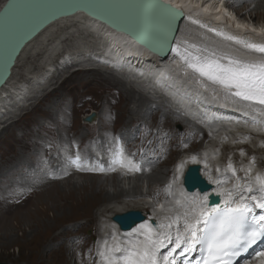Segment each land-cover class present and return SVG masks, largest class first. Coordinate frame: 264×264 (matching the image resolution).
Returning <instances> with one entry per match:
<instances>
[{
  "label": "bare ground",
  "instance_id": "1",
  "mask_svg": "<svg viewBox=\"0 0 264 264\" xmlns=\"http://www.w3.org/2000/svg\"><path fill=\"white\" fill-rule=\"evenodd\" d=\"M5 1L6 0H0V8L5 3ZM163 1L172 4L173 6L181 9V11L183 12V18L180 20L179 27L177 30V36L174 40L175 42L174 45H178L182 51L186 49L188 52L195 51L197 54L202 53L205 56L209 55L208 52H210L211 56L218 58L219 61L227 62V63H228V58L230 57L239 59L241 61H246V62H264V53L256 52L253 49L246 48L241 43H237L234 40H229L226 38V36L230 35V36L237 37L239 40L246 41L249 43L264 44V26L254 24V20H256L259 17L260 13L258 14V12L259 11L264 12V0H255L254 2L255 4H253L254 5L253 8H249L243 4L245 3L248 5L250 4V2L254 0H231L229 1L230 6L233 7V9L237 11V14L239 16L236 15V13H234L235 10H232L233 12L232 14H230V11H228L225 7H222L221 0H163ZM244 7L245 9H243ZM245 13L249 15V18L245 19L242 16ZM75 23L78 24V27H79L78 31L83 30V33L88 36V39H90V40H87L86 46H84L79 53L81 54L80 56L81 58H83V56H86V55L89 57L91 56L94 59L97 58L99 59V62H102L103 64L104 63L108 64V66L111 69H116L119 71L126 70V73L128 76L132 75V76L138 77L140 80L143 79L142 83L147 84L149 86V89H151L150 91H154L157 94H159L158 97H164V100L166 103L167 101L172 102V104H174L175 106L174 107L175 109L178 107L181 108L180 110H183L185 113L188 114V116L195 118L203 123L209 124L210 126L209 129L213 131L214 133H219L221 134V136H224V137L226 136L227 139L232 140L230 144V148L232 147V148H236L237 150H241L239 147L241 146L245 147L247 145V144H244L245 139L246 141L248 139L252 140L253 137H250V136H255V137L258 136V138L264 137V106L263 105L253 104L251 102H246L244 100H241L238 97L232 96L221 85L214 84L211 81L204 80L201 77L188 72L181 66L180 61L175 60V57H174L175 53L173 54V51L171 52V56L160 59L156 57L155 55L151 54L150 52L142 49L140 46L135 44L126 35L121 34L119 32L117 33L111 30L106 25L101 24L97 22L96 20L87 17L86 15L80 12L68 18H63L61 20H58L52 23L51 25L43 29L33 40H31L24 47V49L22 50V52L20 53L19 57L16 60L14 68L12 69L10 79H8V81L5 83V86L2 87L0 90V118L1 117L5 118L9 116L10 114H12V110H14L15 108L17 109V106H19L21 102H23L24 100L27 99V97L29 98L31 94H33L34 91L32 90L36 88H40L39 83L44 82V80H46L45 79L46 73H45L43 75H40L39 77H34L33 84H30V85L28 84V81H25V80L21 82L18 81L17 83L16 82L12 83V80L14 79V69L18 66L21 60V57L23 56L25 51L30 47L32 48L31 49L32 51L36 52V54H40L38 52H41V51L42 52L49 51L48 40L50 38L57 40L58 38H64L65 36L71 37L72 35H74L72 31L75 29ZM69 56L66 59H71V56L70 58ZM73 56L74 55H72V57ZM177 56L178 55H176V57ZM76 59L78 60L80 58L76 57ZM111 81H113V83L123 88V91L125 93V99H127L129 102H132V103L134 102L135 104L138 103V105L140 106L145 105V102L140 96V94H137V98H136L135 97L136 93L132 89H130V87L127 88L125 84L122 81H120L118 78L114 77L111 79ZM27 94L29 96H26ZM154 97L156 98V96ZM145 98L148 99L147 96H145ZM144 107H145V110H147L146 106ZM146 113L140 112V114H137V115H140L143 118H145L147 115ZM134 118L135 117H133V115L132 117L128 118L129 121H131V124L132 122L133 124H135L136 121H134ZM174 118L177 122H180V120H178V116L175 115ZM136 124H140L141 126L143 125L137 122ZM244 125H247L248 131L250 130L252 132H240L239 126H244ZM184 127L186 131L189 130L188 133H189V136L191 137V139L189 140L190 141L189 146L191 147V149L195 150L197 148H201V143H199L197 135L194 132L190 131L191 130L190 125L185 124ZM196 129L200 133L198 126H196ZM164 130L165 129L163 127L157 126L156 132L152 133V137L154 136V134L155 136L157 135V137L155 138L153 137L154 147H152V149L164 148L163 155H161V151L159 152V159L157 161V164L162 163L170 154L174 156L179 154L182 148L181 143H178L177 140H175L171 136L166 135V133L165 134L157 133V132H163ZM259 135L262 137H259ZM126 136H128V134ZM164 136L166 138L165 141L161 140V138ZM168 137H171V138L169 139ZM30 140H32L31 143L33 145V150H31L32 152H30L31 154H28V158L30 159L29 160L30 162L28 161L27 158H26L27 159L26 161L20 158L23 161V163L19 165V167L21 168L26 166V168L23 170V172L25 173V175L23 176L24 183L26 182L25 177L28 175L29 172H31L30 170H26V169H30V167L35 166L39 162L40 156L38 155V153L43 154L44 149L46 148V143L54 142L53 136L51 134L48 135V137L45 139L39 135L38 137L34 139H30ZM101 141L102 140H99V142ZM262 142L263 141H261L260 143ZM102 143H100V145H102ZM20 144L23 145L22 143ZM103 146H105V144ZM18 147L19 148L17 149L20 151H17V152L22 153L23 149H20L21 146H18ZM214 147L218 148L220 146H214ZM210 149L214 151L213 147H211ZM33 156L36 157V160L35 159L31 160ZM203 160H204L203 156L201 159L200 157H197L195 162L191 159V157L182 156L180 158L179 165L173 168L175 179H174V184L172 188L173 192H172V195L170 196L171 200H169L167 203V205H169V208L170 206L174 208L177 206H180L181 207L180 209L184 210V214H185L186 212L190 211L192 207L191 201L193 199L202 200V198L206 195V193L201 194L198 192L189 194V193L184 192V190L181 187L182 176H183L184 171L188 168V166L192 164H199L201 166L200 167L198 165L200 169L202 168L203 171L209 172V169L204 168L205 164H203L204 163ZM57 161H58V158H51V163H48L47 165H44L41 168L45 170L53 169L54 164L58 165ZM246 164H244L245 167H246ZM181 165L182 167H179V170H178V166H181ZM21 168H18V169L20 170ZM7 169H8V165H7ZM11 171L12 170H9L8 172H6V174L2 172L1 178L2 179L5 178L3 181L5 182L10 181L12 184L13 183L12 180L14 179V176L16 177L17 173L15 170H14L15 172L13 171L14 173H12ZM149 173L150 174L148 176H144V174H141L139 176L137 175L132 176L131 178L126 177L125 181L128 182L127 183L128 187H130L129 185L131 183V187L128 189H125L121 186V183L124 178L123 176L121 177L118 174L102 176V175H95L92 172L82 171V172L75 174L77 175V178L79 181L74 179V173L68 174L63 179L47 180L46 178H43L41 179V182L44 183V185L45 184H48V185L46 186L43 185V188L41 187L42 189H45L46 187L48 189V188H51L52 186H57V187L60 186L62 188V189L61 188L59 189L60 193H58L60 195L61 203H58L53 198L52 192L50 193L44 192L41 195V200H43L44 198H49L50 203L47 205V208L53 211L52 212L53 218H56V219H58L60 216H63L64 214H67V211L69 212L75 209L80 210V208L90 209L99 204H104V205L109 204L110 206V204L112 203L113 206L111 208L108 209L106 207L104 209V213H111V214L108 216V219H106L107 222H106L105 229H103V231L106 230L105 233H108L110 237L112 236L114 244H116V241L118 240L117 237H119L121 241L125 242V245L122 246L123 249L131 248L133 245L144 240V233L149 228L153 230V235H155L156 232L163 231L160 229L158 223H156V228L151 226L150 221H149L150 216H148L145 221L137 224L138 226H136L135 228H133L130 232H127L126 234L122 232H118L117 228L112 223V217L115 215L122 214L130 210H133V211L142 210L145 213L146 210L150 209L152 205L154 204L155 206H157L155 208V212L161 211L160 203H154L153 201L146 203L147 201H144L145 203L140 204V201L139 203L132 202L133 200L131 201V199L138 198V197H145L148 194H150V192L148 191H147L148 193L144 194L142 192L143 190L141 191L139 189L138 181L140 180L146 181L145 183L147 184L148 189L153 188L156 185L157 186L156 189L157 190L160 189L158 193H160V191L162 190L161 187L163 186L164 183H166V182L164 183L162 182V181H165L164 177L166 175V171H162L161 169H156ZM84 174H87V175H84ZM250 174L251 175L253 174L254 177L259 175L258 172L254 173L252 168L250 169ZM8 176H9V179H7ZM254 177H253L254 181H252V178H250L251 181L249 183L242 182L243 185L245 184L243 187L244 188L251 187L254 190L258 191L259 185L256 184ZM214 178L213 177L212 179L211 177L209 178L210 179L209 182L211 181L214 186L212 187V192L227 193L231 191L233 195V191L230 189V187H227V186L235 187V185H229L228 183L224 182L227 185L224 187V185H220L219 182H215L217 180L219 181V178L216 180H214ZM18 183L19 182H14V184H18ZM30 183L31 182L29 179L26 182V187L24 189V190L28 189L27 193L28 191L31 193L33 192L35 188L38 189L39 187V185L31 187ZM22 185H24L23 182L21 183L19 188L23 191V187H21ZM107 185L113 188V192L109 193V191L107 190ZM63 186L67 187L66 189L67 191H64V192L62 191L64 189ZM15 189H13L12 192H15ZM19 193L20 192H18V194ZM24 193L26 192H23L22 194ZM151 193H153V190ZM261 195H264V193H262ZM11 196H12L11 192L8 190H6L4 194L2 193L0 195V203L1 205H3L4 208L13 209L14 207H19L20 205L24 203L22 199H18L19 197L12 198ZM239 196L240 195L236 196L233 199V202L238 201ZM260 196H258V198ZM244 197L247 201L248 198L245 195ZM187 199L189 200L188 202L186 201ZM224 199H227V195H223V200ZM186 203H187V206L189 204V208L187 210H185ZM167 205L165 204V206ZM233 205H235V203H233ZM7 215L8 214H6V216ZM46 215L41 210H38V209H34L33 212L29 213V236L28 237H29V242L31 245L29 249V257H30L28 258L29 262L31 264H70L68 260L65 261L63 259L64 258L62 256L63 249L55 248V246L54 247L52 246L53 244H55L53 241L56 237L62 238L64 236V233H65L64 231L61 230L60 233L53 234V235H56L55 237L52 235L51 236L47 235L43 243H39V246L36 244L38 240L40 241L39 238H41L40 236H42L43 227L44 229H46V231L50 229L49 227L51 226V223H49V219L46 217ZM144 216L146 217V215ZM186 219L192 222L191 216L186 217ZM183 227H181V225H178V224H176L174 227H171L170 231H171V234H172L171 236L173 237V239H175L177 229H180L182 231ZM198 227L200 226L198 225ZM201 227H202V224H201ZM3 235L7 236L8 235L7 231L4 230ZM104 236H106V234H104ZM34 240H36L35 245H33ZM108 242L110 243V241ZM67 244L70 245L69 243ZM103 246H105V244H103ZM2 247L3 246L0 244V248ZM162 251L164 250L161 249V253ZM103 252H106V250H104ZM124 255H126V253H124ZM255 264H264V260L262 259V257H258L257 260L255 261Z\"/></svg>",
  "mask_w": 264,
  "mask_h": 264
},
{
  "label": "rangeland",
  "instance_id": "2",
  "mask_svg": "<svg viewBox=\"0 0 264 264\" xmlns=\"http://www.w3.org/2000/svg\"><path fill=\"white\" fill-rule=\"evenodd\" d=\"M254 2L255 0L250 2V4L248 5L245 3L243 5L249 8H253L254 7L253 4H255ZM243 9H245V7ZM258 14L259 17L256 20H254V24L264 26V12L259 11ZM242 16L245 19L249 18V15H247L246 13L243 14ZM78 28H79L78 24L75 23V29L72 31L74 35H72L71 37L65 36L64 38H58L57 40L50 38L48 40L49 51H44V52L41 51L38 52L40 54H36L35 51L31 50L32 49L31 47L28 48L21 57L18 66L14 69V79L12 80V83L14 82L17 83L18 81L21 82L25 80L28 81V84L30 85L33 84L34 77H39L40 75H43L45 73H46L45 74L46 80H44V82L39 83L40 88H36L32 90L34 91L33 94H31L29 98L27 97L26 100L21 102V105L19 104L20 107L18 106L17 109L15 108L14 109L15 111L12 110V114H10L5 118L7 120L0 119V169H1L0 178L2 172L6 174V172L12 170L11 171L12 173H14L15 171L17 173L16 177L14 176V179L12 181H16L18 178L24 179L20 171H17V168H21L19 167V165L23 163L22 160L24 161H26L27 159L28 161L30 160L28 158V154H31L30 152H32L31 150H33V145L31 143L32 140L30 139H34L39 135L44 139L47 138L48 135L50 134L53 136L54 142L46 143L47 149L46 148L44 149L43 154L38 153V155L41 156L42 158L46 156L47 159H49L50 157L56 155V150L59 148L60 145L69 143L74 139H75L74 141L78 142L77 143L78 151L83 153L88 149L90 150L94 147H100L98 144L99 140H102V142L111 141L113 140L114 134H119L121 136L122 135L126 136L128 134L129 137L128 136L125 137L127 141V143L125 142L126 146L128 147L130 153L132 154L135 153V155H137L138 157H142L141 158L143 163L142 167L144 168V172L142 174H144V176H148L150 174L149 172H152L153 170L156 169H161L162 171H166V175L164 177L165 181H162L163 183L164 182L166 183H164L163 186L161 187L162 190L160 191V193H158L160 189L157 190L156 185L153 188L148 189L147 184L145 183L146 181L140 180L138 181L139 189L141 191L143 190L142 192L144 194L148 192H150V194H148L145 197H138L131 199V201L133 200L132 202L139 203L140 201V204L145 203L144 201H147L146 203H149L150 201H153L154 203H160L161 211L155 212V208L157 207L155 206V204L152 205L151 207L152 209L150 208L146 210L145 213L142 210H134V211H140L144 215H146V217L150 216L149 219L151 218L155 219L156 223H158L159 226L171 225V227H174L176 224H178L181 225V227H183L186 219L184 210H181L180 206H177L175 208L170 206L169 208V205H167L168 188L170 185L174 184V179H175L173 168L179 165V161L182 156L191 157V158L195 156L196 158L200 157V159L203 156L204 157L203 164H205L204 168L209 169L208 172V171H203L201 168V173L204 178L206 177L205 179L210 180L209 179L210 177L211 179L212 177L213 178L215 177L214 180L218 178L220 180V178H222L225 181V183H228L229 185H235V187L238 186L243 187L245 184L243 185L241 181H245L246 179L245 177L249 178V180L246 179L248 182L251 181L250 178H252V181H254L253 174L252 175L250 174L251 168L253 169L254 173L258 172L259 175L260 174L264 175V144H263L264 137L260 135L259 137L262 138H258V136L257 137L250 136L253 137L252 140L248 139L249 141L248 140L246 141L245 139L244 144L247 145L245 147L241 146L239 147L241 150H237L236 148H232V147L230 148V144L232 140L227 139L226 136L224 137L221 136V134L219 133H215L213 137L211 136L209 138L207 132L199 129L200 130L199 133L196 127L194 128L190 125V129H191L190 131L194 132L197 135L199 143H201V148L192 150L191 147L189 146L190 145L189 140L191 139L188 133L189 130L186 131L184 127V125L187 123L184 122V120H183L184 125L181 122H177L174 118L175 114L170 110H168L169 107L174 108L175 107L174 104H172V102L169 101H167L166 103L163 98L158 97L159 94H157L154 91H150L151 89H149V86L147 84L142 83L143 79L140 80L138 77L132 75L128 76L126 70L119 71L114 69L115 71L118 72V75L121 78L115 77L113 73L107 72L103 69H95V68L79 70L74 72L66 70L56 75L55 74L56 64L62 66L63 64L66 63L68 65L69 63H71V61L77 60L76 57L81 58L80 57L81 54L79 53L81 49L84 46H86L87 40H90L88 39V36L83 33V30L78 31ZM69 55L71 56V59H66ZM72 55L74 56L72 57ZM59 60L60 62H58ZM94 60L97 63L99 62V59L97 58H95ZM99 63L105 67H109L108 64L106 63L104 64L102 62ZM114 77L122 81L127 88L130 87V89H132L136 93L135 94L136 98H137V94H140V96L145 102L144 106H146L147 110H145L144 106H140L138 105V103L135 104L134 102L133 103L129 102L127 99H125V93L123 91V88L113 83V81H111V79ZM126 79H128L129 84L125 82ZM137 88L145 92L146 95L143 93L145 96L149 95L150 97H148V99L150 101L147 98H145L142 92H140ZM26 96L29 95L27 94ZM154 96H156V98ZM155 99L158 100L156 101ZM154 101H156L157 103ZM92 110L94 111V113L90 112ZM140 112L141 113L147 112L146 117L143 118L142 116L137 115L140 114ZM86 114L90 117L94 115L95 117L92 118L91 122L96 121V124L92 126L85 125V122H83L81 117ZM132 115L133 117H135L134 121H136L137 123H141L143 125L141 126L140 124H136V122L135 124H133V122L131 124V121H129L128 118L132 117ZM157 126H161L165 129L163 132H157V133L159 134L166 133V135L171 136L172 138L177 140L178 143H181L182 145L179 154L175 156L170 154L160 164H157V161L159 159V152L161 151V155H163L164 148L152 149V147H154L153 137L154 138L157 137V135L155 136V134L152 137V133L156 132ZM247 127H248L247 125L239 126L240 132H252L250 130L248 131ZM24 132H27L26 134L27 136L23 135ZM66 133L68 136L66 135ZM210 135H213V133L210 132ZM171 137L168 138L170 139ZM165 139H166L165 136L161 138V140L164 141ZM261 141L263 142L260 143ZM19 142L22 143L23 145H21ZM17 145L21 146L20 149H23L22 152L23 154L17 152L20 151L17 149L19 148ZM214 146H220V147L215 148ZM211 147H213L215 153L214 151H212V149H210ZM203 149L205 150L202 152ZM185 153H189V154L192 153L195 155L190 156V155H186ZM20 158H22V160ZM32 159L36 160V157L33 156L31 160ZM230 164L231 167H229ZM244 164H246V167L244 166ZM7 165H8V169H7ZM192 165H199V164H192ZM37 167H38V163L35 165L34 168ZM56 167L57 165L54 164L53 169ZM25 168L26 166L20 169L22 173H24L23 170ZM31 169H33V167H30V169H26V170L31 171ZM75 174L76 173H74V179L78 180L77 175ZM29 175L30 172L26 177H29ZM123 178L124 179L121 183V186L125 189L130 188L131 183L129 185L130 187H128L127 185L128 182L125 181V177ZM1 179H0V190H1L0 195L2 193L4 194V192L8 190L11 192L12 198L19 197L18 199H22L24 203L19 207H14L13 209H6L0 203V244L3 246L2 248H0V263L31 264L28 259L30 258L29 249L31 246L28 237L29 213L33 212L34 209H38L41 210L45 215L47 214L46 217L49 219V223H51V226L49 227L50 231L49 230L46 231V229H44L43 227L42 236H40L41 238H39L40 241L38 240L37 241L38 243L36 242L38 246L39 243H43V241H45L44 239L45 237H47V235L48 236L52 235L55 237L56 235L53 234L55 233L58 234L62 230L65 232L64 236L62 238L56 237L53 241L55 244H53L52 246L53 247L55 246V248L63 249L62 256L64 257L63 259L65 261L68 260L70 264H98L97 254H94L93 247H94V243H96L95 241L97 239V235L99 234L101 225L105 224L103 226V229H105L107 222L106 219H108V216L111 214V213H104V209L106 207L108 209L111 208L113 206L112 203L110 204V206L109 204L108 205L99 204L90 209L80 208V210L75 209L69 212L67 211V214H64L63 216H60L58 219H56L53 218V214H52L53 211L47 208V205L50 203L49 198H44L45 201L44 199L41 200V195L44 192L45 193L52 192L53 198L58 203H61L60 195L58 194L60 193L59 191V189L61 188L60 186L59 187L52 186L51 188L48 189L47 187L45 189H42L44 183H42L41 180L38 181L33 180V182L30 183V186L33 187L39 185V187L38 189L35 188L33 192L30 193L28 191L27 193L28 189L24 190L26 187L27 180L25 183L23 182L25 186L24 185L21 186L23 187V191H22L19 188L21 184H18V186L13 187L12 189H7V187L11 182L3 181L5 178H3L2 180ZM7 179H9V176L7 177ZM46 185L48 184H45L44 186ZM225 186L227 185L225 184ZM63 187L64 189L62 191L63 192L67 191L66 190L67 187L66 186ZM227 187L235 188L232 186H227ZM13 189H15V192H12ZM107 190L109 191V193L113 192V188L108 185H107ZM152 190L153 193H151ZM18 192L20 193L18 194ZM23 192L26 193L22 194ZM186 201L188 202L189 200L187 199ZM165 204L168 207L165 206ZM185 207H186L185 210H187L189 208V204L187 206L186 203ZM6 214L8 215L6 216ZM171 227L166 229H161V228L160 229L163 231L166 230L171 234L170 231ZM4 230L7 231L8 234L7 236L3 235ZM35 241L36 240L33 241V245H35ZM67 243H69L70 245H68ZM103 259L104 258L102 257V260Z\"/></svg>",
  "mask_w": 264,
  "mask_h": 264
},
{
  "label": "snow or ice",
  "instance_id": "3",
  "mask_svg": "<svg viewBox=\"0 0 264 264\" xmlns=\"http://www.w3.org/2000/svg\"><path fill=\"white\" fill-rule=\"evenodd\" d=\"M94 2L112 5L150 4L151 10L157 17L167 22L166 27L162 26L159 33L158 50L160 51L168 47L171 21L181 15L178 10L161 4L159 0H94ZM73 6H80V0H74ZM22 8L21 5L8 3L0 13L6 16L10 24ZM226 38L256 52L264 53V44L249 43L230 35ZM171 50L180 57L187 68L200 77L221 85L232 96L264 105V62H246L230 57L227 64H221L217 59L193 55L186 49L182 51L178 45H173ZM233 89L235 91H232ZM121 153L122 149L117 153L116 163L121 167H128L129 171L140 170L131 162L125 164L119 158ZM191 159L195 162L196 157L193 156ZM78 160L79 157L72 163ZM179 167L182 165L178 166V170ZM255 182L259 185L258 191L264 193V175H257ZM246 190L251 191V188ZM217 195H227V199L221 201L223 207L219 203L209 207L207 195L202 200L191 201L192 207L185 216H191L192 222L185 219L183 230L177 229L175 239L166 230L153 235V230L149 228L144 233L143 241L131 248L123 249L126 255H114L121 252L119 243L108 246L106 252H101L100 255L106 264H177L178 257H185V254L197 251L199 246L200 257L194 262L187 261V264H232L234 257L240 256L253 245L264 241V195L259 198L252 195L247 201L243 195H240L239 200L235 202L231 191ZM256 209L261 211L257 212ZM201 224L202 227H198ZM159 227L166 229L171 225ZM161 249H167L166 253H161ZM256 256L264 257V251H257Z\"/></svg>",
  "mask_w": 264,
  "mask_h": 264
},
{
  "label": "water",
  "instance_id": "4",
  "mask_svg": "<svg viewBox=\"0 0 264 264\" xmlns=\"http://www.w3.org/2000/svg\"><path fill=\"white\" fill-rule=\"evenodd\" d=\"M159 2L181 13L171 21L168 47L163 51L158 50L159 33L162 26L166 27L167 22L160 20L148 3L112 5L94 2V0H80V6H73L74 0H6L0 11L8 3L21 5L23 8L10 24L6 16L0 13V90L10 79L12 69L24 47L52 23L78 12L106 25L117 33L126 35L135 44L156 57L161 59L167 57L175 43L183 12L168 2L163 0ZM94 117V115L86 116L82 120L91 123ZM182 185L189 193L195 190L205 193L212 188L201 176L198 165L188 166L182 176ZM207 196H209V207L217 203L221 206L219 195L212 192ZM144 220L142 213L133 210L112 217V222L121 231H128Z\"/></svg>",
  "mask_w": 264,
  "mask_h": 264
}]
</instances>
